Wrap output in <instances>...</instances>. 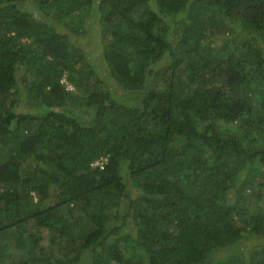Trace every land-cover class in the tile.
<instances>
[{
  "label": "trees",
  "instance_id": "trees-1",
  "mask_svg": "<svg viewBox=\"0 0 264 264\" xmlns=\"http://www.w3.org/2000/svg\"><path fill=\"white\" fill-rule=\"evenodd\" d=\"M0 264H264V0H0Z\"/></svg>",
  "mask_w": 264,
  "mask_h": 264
},
{
  "label": "rangeland",
  "instance_id": "rangeland-1",
  "mask_svg": "<svg viewBox=\"0 0 264 264\" xmlns=\"http://www.w3.org/2000/svg\"><path fill=\"white\" fill-rule=\"evenodd\" d=\"M97 41L94 40V43L91 45L92 47L96 48L95 45H96Z\"/></svg>",
  "mask_w": 264,
  "mask_h": 264
},
{
  "label": "built area",
  "instance_id": "built-area-1",
  "mask_svg": "<svg viewBox=\"0 0 264 264\" xmlns=\"http://www.w3.org/2000/svg\"><path fill=\"white\" fill-rule=\"evenodd\" d=\"M70 89H73L71 86H69Z\"/></svg>",
  "mask_w": 264,
  "mask_h": 264
}]
</instances>
